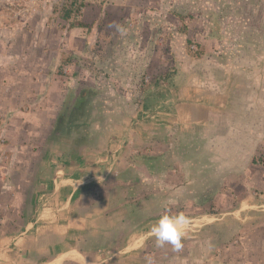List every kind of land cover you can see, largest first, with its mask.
Masks as SVG:
<instances>
[{
  "label": "crops",
  "instance_id": "crops-1",
  "mask_svg": "<svg viewBox=\"0 0 264 264\" xmlns=\"http://www.w3.org/2000/svg\"><path fill=\"white\" fill-rule=\"evenodd\" d=\"M197 84L173 87L180 116L139 104L145 129L108 118L79 151L50 140L60 101L11 117L33 128L0 161V264H264L259 103L236 115L224 87ZM165 205L189 221L180 251L151 231Z\"/></svg>",
  "mask_w": 264,
  "mask_h": 264
},
{
  "label": "rangeland",
  "instance_id": "rangeland-1",
  "mask_svg": "<svg viewBox=\"0 0 264 264\" xmlns=\"http://www.w3.org/2000/svg\"><path fill=\"white\" fill-rule=\"evenodd\" d=\"M192 83L224 87L236 115L257 101L264 119V0H0V161L10 138L33 128L11 117L41 103L60 101L59 113L81 89L93 91L81 131L96 141L139 104L147 119L156 110L180 116L173 87ZM146 122L134 116L124 130ZM261 132L253 162L264 167Z\"/></svg>",
  "mask_w": 264,
  "mask_h": 264
},
{
  "label": "trees",
  "instance_id": "trees-1",
  "mask_svg": "<svg viewBox=\"0 0 264 264\" xmlns=\"http://www.w3.org/2000/svg\"><path fill=\"white\" fill-rule=\"evenodd\" d=\"M62 16L66 19L69 16V10ZM177 16L179 20L185 18L182 14H177ZM180 31L186 32L187 29L183 25L180 27ZM92 95L93 91L81 89L76 102L68 110L64 109L58 113L50 140H53L56 145L59 142V149L63 150L72 146L79 151L93 139V137L87 136L81 131V126L85 122L83 118L86 117L88 108L91 107L89 103L91 102ZM58 162L53 161L54 164Z\"/></svg>",
  "mask_w": 264,
  "mask_h": 264
},
{
  "label": "clouds",
  "instance_id": "clouds-1",
  "mask_svg": "<svg viewBox=\"0 0 264 264\" xmlns=\"http://www.w3.org/2000/svg\"><path fill=\"white\" fill-rule=\"evenodd\" d=\"M188 223V218L184 214H171L165 205L164 213L151 227L157 245L163 247L165 244H169L173 250L180 251Z\"/></svg>",
  "mask_w": 264,
  "mask_h": 264
}]
</instances>
